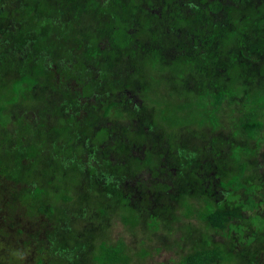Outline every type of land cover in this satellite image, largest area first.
<instances>
[{
    "label": "trees",
    "instance_id": "1",
    "mask_svg": "<svg viewBox=\"0 0 264 264\" xmlns=\"http://www.w3.org/2000/svg\"><path fill=\"white\" fill-rule=\"evenodd\" d=\"M249 29L252 36L241 40L244 34H250ZM214 32L223 35V40L216 45L212 42ZM163 36H172V42L166 44L167 41L161 40ZM258 58L262 60L258 62ZM263 59L264 0H0V68L11 67L19 76L7 89L1 90L4 93L0 95V130H5L11 114L23 122V129L31 137H35V129L49 130L45 132L52 145L74 126L70 122L78 120L77 123L88 120L94 123L84 127L94 131L98 145L103 140L128 141L130 131L143 134L146 129L149 131L145 133L161 135L169 144L165 151H160L164 159L157 174L114 175V171L106 170L107 166H114V158L109 160L105 152L92 156L90 148L84 160L67 154L63 159L82 169L85 177L86 170L94 172V186L87 184L86 189L90 188L87 195L99 194L105 188L102 196L106 201L133 213L135 219L146 217L147 229L152 227L159 235L161 244L156 249L171 256L160 264H225L232 259L244 260L247 254L242 250H230L227 254L221 248L212 247L199 228L192 225V219L181 217L172 204L153 209L149 201L163 193H171L177 202L185 199L186 193L179 182L187 181L190 162H203L208 174L211 166L215 167L213 161L196 162L200 154L196 149L190 150V145L186 147L173 141L174 136L189 133L191 123L198 124L195 115L203 113L204 123L218 127L216 113L230 99L239 121L234 134L240 129L247 138L262 141ZM153 70L158 81L153 77ZM151 80L159 86L166 85L165 91L150 92L147 82ZM81 85L92 91L88 100L84 101L79 92ZM30 89L34 94L32 106H36L31 111L32 118L27 115L29 107L18 105ZM7 103H16L17 107L8 111ZM148 104L154 105L150 111L154 116L156 112L164 114L161 120L170 131L164 134L156 130L160 125L155 127V121L149 120L144 112ZM117 105H125L131 115L130 123L112 120L110 124L98 125V120L104 117L101 121L106 123L112 107ZM185 109L195 112L183 115ZM221 138L223 143L232 142L228 134ZM1 143L6 146L3 152L23 151L22 144L6 135L0 137ZM32 145L23 146L28 149ZM35 145L40 147L39 143ZM141 149L139 156L150 154L147 142ZM242 152L249 151L231 145L222 157L230 163L231 159L238 160ZM149 162L150 159L145 160L141 166L145 168ZM244 169L245 163L240 164L226 180L217 179L216 173L209 174V188L214 186V190H219L220 199L214 206L206 205L205 211L196 217L214 230L236 232L239 240L243 239V230L235 221L239 213L234 208H255L250 193L255 186L243 185L240 181V172ZM217 170L221 171L220 166ZM14 179L17 181V176ZM240 188L248 193L246 201L230 202ZM2 192L7 193V189ZM33 193L40 194L41 190L34 188ZM83 211L84 208L75 207L66 220L83 216ZM163 217L172 223L167 227L166 236V229L160 234L166 221ZM257 218L261 221L257 214L249 217L250 220ZM64 249L70 259L77 258L75 254L81 251L77 247ZM96 262L120 264L119 252L116 248L102 249Z\"/></svg>",
    "mask_w": 264,
    "mask_h": 264
},
{
    "label": "rangeland",
    "instance_id": "2",
    "mask_svg": "<svg viewBox=\"0 0 264 264\" xmlns=\"http://www.w3.org/2000/svg\"><path fill=\"white\" fill-rule=\"evenodd\" d=\"M249 32L250 34H244L241 40L247 36L250 38L252 29H249ZM161 40L167 41L166 44H169L172 42V36H163ZM221 40H223V35L214 32L213 45ZM235 43L237 46L239 45L238 41ZM261 60L258 58V62ZM157 68L159 71L160 66L157 65ZM15 71L17 70H12L11 67L0 68V95L4 93L1 90L7 89L12 81L19 77ZM155 71H152L153 77H155ZM163 71L167 72L168 70ZM155 78L157 81L159 80V77ZM159 83L162 84L160 81ZM147 84H150V92L152 90L165 91L166 85L159 86L152 80ZM79 92H81L84 101L88 100L92 93L88 87H82V85ZM33 95L30 89L29 95L18 103V105L22 103L24 108H30L27 114L28 118H32L31 111L36 109V106H32L31 103ZM7 105L8 111L11 109V112L17 107L16 103H7ZM151 105L150 107L148 104L149 107L144 112L147 113L149 120L155 121V127L160 125L156 130L159 129L165 134L170 130L167 123L161 120L164 118V114L160 112H156L155 116L151 114L150 111L154 107L153 104ZM235 108L237 109V107ZM8 111L4 110L6 114ZM193 112L195 111L190 109L182 111L183 115L188 116ZM216 115L219 126L215 128L204 123L203 113L195 115L194 118L198 124L191 123V131L182 135V139L185 141L181 139L177 143L186 146L192 142L193 147L200 153L196 162L206 160L213 161L215 165L218 164L221 168L219 177L223 180L235 173L240 164L245 163V169L240 172V181L243 185L253 184L255 186L254 189L252 188L255 208H234L239 213L235 221L241 225L243 239L239 240L234 231L228 233L226 229L224 231L214 230L206 223L196 220L199 213L205 211L206 205L214 206L216 203V200L213 197H208L205 192L207 189L205 184L209 178L203 175L199 177L190 175L191 179H187L186 182L180 180L179 184L186 193L185 199L177 202V198L171 193H163L158 198L155 197L154 200L149 201L150 207L156 209L160 205L165 208L172 204L181 217L192 219L193 225L199 228V232L205 235L203 236L204 240L210 241L212 247L221 248V251L227 254L230 250H242L247 254L244 260L232 259L225 264H264V125L261 142L254 138H247L240 129L234 134L233 130L239 121L237 113L233 112L230 99H226L221 104ZM137 116L135 113L134 117ZM130 117L125 105L112 107L111 113L107 116V118L118 120L123 124L130 123ZM9 118L10 121L6 124L5 130H0V137L6 135L7 138L22 144L20 149L23 151L22 153H6L3 152L6 149L5 144L1 143L0 145V264H75L70 261L78 262V264H98L96 257L101 250L109 251L113 248L119 252L120 264L166 262V257L170 255L169 253L161 254L156 249V245L161 244L159 235L152 227L147 229L146 217L135 219L133 213L118 209V206H114L116 203L112 205L106 201V197L102 196L106 191L105 188L99 190V194L90 192L87 195L90 190V188L86 189L87 184L94 185V172L86 170L85 177L82 169L80 170L75 164L66 163L63 159L67 154L68 156L76 155L79 160H84L87 150L90 148L98 156L105 152L106 156H110L109 160L114 158V166L106 167V170L114 171V175L119 176V174L127 172H131L135 176L157 174L161 159H164L160 153L163 149L161 146L166 140H158L154 134L145 133L149 131L145 129L143 134L130 131L129 142L122 139L120 142H113L117 144H113L110 143L112 141L103 140L98 145V141H95L94 131H89L84 127L94 123L89 122L90 120L77 123L78 120L75 123L70 122L74 126L68 128L67 132L60 136V139L56 138L57 141L52 145L49 143L52 140L47 137L49 130L42 128L41 131H38L35 129L33 131L35 137H31L23 129L22 121L15 120L11 114ZM104 118L98 120V125L105 124L101 121ZM227 134L231 137L230 144L221 142V136L226 138ZM189 135L192 137L190 138ZM6 140L8 141V139ZM92 141L96 144V148L92 147L94 144ZM144 142H147V146L150 147V154L141 157L138 155V151L141 150ZM37 143H39V148H36L35 144ZM23 145L32 146L24 149ZM231 145L238 147L239 150L244 149L249 152L239 153L240 158L236 161L235 159H233L234 161L231 159V161L228 157L230 160L228 163L222 154ZM148 159H150L149 164L145 168L141 166L142 162ZM211 168L212 171L215 170V167L211 166ZM214 173L216 172L214 171ZM15 176L18 178L17 181L14 179ZM145 184L147 185V183ZM34 188H39L41 195L33 193ZM3 189H7V193H3ZM250 193L252 192L250 191ZM247 194L244 188H240L230 202H245ZM40 207L42 210H39ZM75 207L84 208V211L81 212L83 216H77L68 222L66 220L69 217L68 213ZM64 212L67 215L64 216ZM254 214L261 217V221L259 218L250 220L249 217ZM162 219H166V221L162 223L160 234L162 235L161 232L166 229L164 234L166 236L167 227L168 225L171 227L172 223L169 224L166 217ZM261 223L262 226H260ZM73 247L81 248V251L75 254L77 258L72 256L70 259V255L64 248Z\"/></svg>",
    "mask_w": 264,
    "mask_h": 264
},
{
    "label": "flooded vegetation",
    "instance_id": "3",
    "mask_svg": "<svg viewBox=\"0 0 264 264\" xmlns=\"http://www.w3.org/2000/svg\"><path fill=\"white\" fill-rule=\"evenodd\" d=\"M112 122V120L111 119H106V123H105V125H107V124H110ZM157 137H158V140H164L163 138H161V135H156ZM190 136V138L192 137V135H189ZM180 139H182V137H178V136H174L173 137V141H176V143L180 140ZM86 140H89V139H86ZM85 140V141H86ZM168 144L169 143H167V142H165V143H163L162 144V150L163 151H165L167 148H168ZM178 145H180L179 143H177ZM186 147H188V145H186ZM94 148H96V147H94ZM109 147H107V149H108ZM212 148V147H211ZM189 149L190 150H192V149H194V151H195V148L193 147V144H192V142H191V144H190V147H189ZM142 150V149H141ZM140 150V151H141ZM173 151V150H172ZM174 152V151H173ZM94 150L92 151V156H94ZM166 153V152H165ZM167 153H170V151L168 152L167 151ZM195 154V153H194ZM193 155H191L190 154V158H192V160H194V158L192 157ZM193 162V161H192ZM192 162H190L189 164H190V166H189V168L186 170V176H187V179H191L190 178V175H192V176H196V177H199V176H205V177H208L209 176V174H210V176L211 175H213V174H215L214 173V171L216 172V177H217V179H219L220 180V177H219V174H220V172H219V170H217L218 169V165L216 164L215 165V168H216V170H214V171H212V172H210L209 174L206 172V171H204V168H203V166H202V164L201 163H203V162H200V163H198V164H194V163H192ZM201 169V170H200ZM95 176V175H94ZM109 179H110V177H109ZM198 180H201V179H198ZM197 180V181H198ZM208 181H210L209 179H208ZM192 182V181H191ZM206 187H207V189H206V193H207V195H208V197H213L215 200H216V202L220 199V191L219 190H214V186L212 187V188H209V185H208V183H207V181H206ZM94 186V185H93ZM217 188H219V186H217ZM213 191V192H212ZM210 192H212V193H210ZM252 193V197H253V191H251ZM218 194V195H217ZM213 195H216V196H213ZM254 199V198H253ZM192 225H193V223H192ZM194 226V225H193ZM196 228H197V226H195Z\"/></svg>",
    "mask_w": 264,
    "mask_h": 264
}]
</instances>
